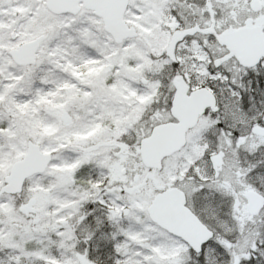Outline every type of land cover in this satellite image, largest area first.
Listing matches in <instances>:
<instances>
[{"label": "snow or ice", "instance_id": "snow-or-ice-1", "mask_svg": "<svg viewBox=\"0 0 264 264\" xmlns=\"http://www.w3.org/2000/svg\"><path fill=\"white\" fill-rule=\"evenodd\" d=\"M0 264H264V0H0Z\"/></svg>", "mask_w": 264, "mask_h": 264}]
</instances>
